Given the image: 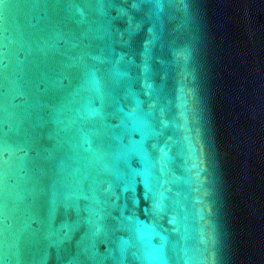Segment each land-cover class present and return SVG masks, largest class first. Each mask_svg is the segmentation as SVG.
I'll list each match as a JSON object with an SVG mask.
<instances>
[{
    "label": "water",
    "instance_id": "1",
    "mask_svg": "<svg viewBox=\"0 0 264 264\" xmlns=\"http://www.w3.org/2000/svg\"><path fill=\"white\" fill-rule=\"evenodd\" d=\"M0 264H264V0H0Z\"/></svg>",
    "mask_w": 264,
    "mask_h": 264
}]
</instances>
